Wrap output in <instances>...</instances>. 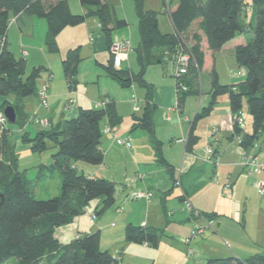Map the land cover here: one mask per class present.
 Segmentation results:
<instances>
[{
  "label": "trees",
  "instance_id": "1",
  "mask_svg": "<svg viewBox=\"0 0 264 264\" xmlns=\"http://www.w3.org/2000/svg\"><path fill=\"white\" fill-rule=\"evenodd\" d=\"M78 1L85 9L83 14H73L68 0H0V97L3 98L0 110L12 106L16 113L15 123H7L0 131V264H8L9 260L14 264H120L107 250L100 248L99 231L84 234L66 244L54 237L57 228L69 225L83 215L91 201L100 199L94 209L97 215L115 202L114 182L90 178L75 166L77 162L94 166L103 164L104 155L100 149L103 124L107 122L116 126L121 122L114 104L109 103L100 109L80 108L72 119L39 131L33 137L29 138L27 133L21 137V142L27 143L32 152L53 151L50 167L42 168L58 171L60 175V193L55 197L45 200L34 198L35 180L28 179L24 172L19 171L17 154L8 141L11 131L8 126L22 129L27 121L22 101L36 95L41 73L40 67L27 73L25 60L15 58L8 49L9 21L22 17L44 19L47 24L45 47L50 54L59 52L56 39L62 30L80 26L89 17L98 19L108 50L112 32L128 26L123 19H113V10L104 0ZM133 2L140 38L135 49L139 71L115 70L111 58L103 66L107 75L123 88H130L134 82L147 90L146 106L140 117H133L132 129L144 130L154 137V107L150 105V86L144 80L149 66L167 65L173 62L177 53H188L187 71L178 79L186 86V91H178V104L181 106L186 98L199 94L204 64L203 40H206L209 51L216 52L237 35L250 32L249 41L234 49L237 67L245 70L243 81L222 85L213 70L210 79L212 101L195 121L209 114L219 96L228 95L232 114L246 110L252 119L250 134L233 123L234 133L241 135L240 146L251 148L258 136L264 133V0H178L173 9L171 6L165 9L164 3L163 8L174 27L171 34H163L159 30L160 12L145 9L143 0ZM245 11L251 12L249 23L242 20ZM79 51L80 47L68 50L62 61L70 90H74L77 84ZM190 138L189 143L194 136ZM47 142L53 146L48 147ZM201 216L210 219L206 214ZM162 237L163 232L154 228L132 224L125 227L126 242L156 248ZM206 264H264V253L253 254L246 259H210Z\"/></svg>",
  "mask_w": 264,
  "mask_h": 264
},
{
  "label": "crops",
  "instance_id": "2",
  "mask_svg": "<svg viewBox=\"0 0 264 264\" xmlns=\"http://www.w3.org/2000/svg\"><path fill=\"white\" fill-rule=\"evenodd\" d=\"M104 1L110 8L112 6L113 19H123L128 23L126 28L118 29V32L114 30L112 35H115L113 40L125 41L127 45L130 39L132 47L128 53V60L122 64V67L132 73H137L130 69L133 63L139 69L135 52L140 40L138 21L134 16L131 19L128 17L130 10L133 15L134 2L133 0ZM143 2L145 9L160 12L158 13V27L161 33H173L174 27L169 14L163 8V0H157V9L152 7L150 0H143ZM177 2L178 0H175L171 9L177 5ZM115 5L122 8V13H118ZM69 8L73 14L85 12L80 3H75L73 8L69 5ZM128 21L132 22L129 29ZM86 22L82 25L89 30V34L93 33L96 29L95 25L90 27ZM96 24L98 25L97 20ZM37 27L40 33H37L38 39L34 41ZM68 30L69 28L63 31L64 34L58 35L56 39L58 44L60 40L68 38L73 33V30L65 32ZM46 34L45 20L37 17L18 18L9 24L7 30L6 42L10 52L14 56L16 52L23 56L21 50L26 51L27 55L23 58L26 69L27 65L33 64L32 68L43 67L47 73L40 86L41 89L46 86V99L48 98L47 89L51 90L49 102L52 105L49 109L46 107V102L42 106L32 98L22 101V111L26 115L27 121L22 129H17L15 132L20 140L24 133L31 137V133L28 132L30 128L32 133L36 134L43 128L49 129L76 117L80 108L97 109L95 106L93 107V101L87 100L86 97L80 99L77 96L75 100L70 99V96L75 94L74 90H68L66 79L58 74V70L52 64V59L47 56V50L45 52V45L42 44ZM12 38L19 44V50L17 45H14ZM72 38L74 41L66 51L77 46L80 47V44L76 46L74 35ZM245 43L244 33L237 35L219 51L211 52L207 48L206 40H203L204 64L201 72L206 66L207 53H209V64L214 65L212 70L216 72L220 84L230 85L237 81H243L245 74H242V78L232 75L233 72H236L234 68L237 67L236 62L226 64L228 73L224 78L221 70L217 67L215 56L223 57L224 51H228L232 52L234 57L235 47ZM87 46L93 48L94 44ZM104 47L107 49L106 41ZM92 48L88 51H91ZM65 52L59 48L56 58L62 72V61L67 53ZM80 56L87 57V54L82 55L81 53ZM171 69L172 65L169 63L167 65H152L145 71L146 76L147 73L155 75V79H151L149 75L148 78H144L150 86V105L154 107L152 115L154 137L144 130L132 129L133 117L141 116L147 98L145 88L144 94L139 97L141 99L136 98L133 82L129 88L131 89L129 97L133 101L134 110L125 129L120 130V124L124 123H121V120L113 132L105 133L103 128L106 123L103 124L100 141V149L104 155L103 165L87 167L89 173L82 170L90 178H104L114 182L116 186L121 185L118 189L116 187L115 202L110 207L114 212H109L106 216L98 218L93 226L84 229L79 227V218H75L69 225L57 228L54 237L60 243L66 244L79 236L96 231H99L101 243L102 237L107 235L104 232L114 229L112 233H108V236L111 237L110 244L107 245L108 242L103 247L100 244V248L107 250L120 264H206L210 259L228 257L246 259L253 254L263 252L261 250H264V196L256 194L254 185L256 181L264 180V173L261 171L249 173L240 164L246 156L255 157L259 162H264V141L260 142L257 139L248 149L240 146L241 135H236L233 130V114L228 95L219 96L209 114L195 121L196 117L201 115L212 101L210 80L205 87H202L201 84L199 94L193 96L197 98L195 105L190 112L186 113L188 100L179 106L176 82L166 78L171 77ZM212 70H210V74ZM49 76L50 79L52 78L51 80ZM60 84H63L62 88H60ZM41 89H39L37 81L35 98L38 97ZM100 98L101 100L108 98L110 103L115 105L114 99L111 100L107 93ZM69 100H73L72 103ZM2 101L3 98L0 99V106ZM59 103H63V106L60 111H57ZM125 104L130 105L131 102L130 104L125 102ZM115 110L118 117H121L118 108L115 107ZM35 118L47 120L48 125L43 127L34 123ZM241 128L247 134L252 131L246 130L244 125ZM212 132L216 139L212 145L215 154L211 157L210 162H206L204 161V154H206L204 148L210 141ZM191 135L194 136V140L189 143ZM115 138L128 140L130 147L118 145ZM197 138H202L201 143L205 142V144H196ZM155 141L158 143L156 144ZM78 165L79 162L75 164L77 170ZM176 182H179V186H175ZM225 184L229 187L223 191ZM136 193H149L150 197L134 199L133 195ZM186 201H189L200 214L210 216L208 220L210 228L199 239L196 238L197 241L192 239L189 243L186 240L190 237L192 219L184 209ZM84 214L91 220L93 215L87 208ZM127 224L157 229L163 232V237L156 248H151L146 244L126 242L124 230ZM167 231L169 235H165ZM134 245H138L137 248ZM112 246L114 252H117L116 250L120 252H117L118 255L111 251ZM189 248L194 251L190 257L188 256ZM125 259H127L126 263Z\"/></svg>",
  "mask_w": 264,
  "mask_h": 264
},
{
  "label": "rangeland",
  "instance_id": "3",
  "mask_svg": "<svg viewBox=\"0 0 264 264\" xmlns=\"http://www.w3.org/2000/svg\"><path fill=\"white\" fill-rule=\"evenodd\" d=\"M110 1L116 2V0H110ZM150 1H151L152 7H154V9H157L158 8L157 0H150ZM68 2H69V5L71 8L74 7L75 3L79 4V3H77L78 0H68ZM166 2L168 3V8H169L170 6H172L173 3H175V0L174 1L173 0H163V3H165V5H166ZM115 9L118 11L119 14L122 13V8H119V6L115 5ZM165 9H167V5L165 6ZM111 10H113L112 6H111ZM127 11H129V10H127ZM161 14H163V13L161 12ZM128 15H129L128 16L129 19L133 18V16H134V18H136L134 8H133V15L131 14V10H130V12H128ZM251 17H252V15H251L250 11H248L247 13H246V11L242 13V20L245 23H249L251 20ZM11 19H12V17H11ZM96 20L98 22L99 27L96 24ZM86 21H87L86 22L87 25L90 27H93V25H95L96 29H94L93 33L91 32L89 34V30H87V28L84 25H80V26H76V27H67V28H69V30H73L72 31L73 33H71V35L68 38L60 40L59 44H58L60 50H63L65 52L66 49L69 47V45H71V42L74 41L73 40L74 38H72V35H74L75 39H76L75 40L76 46L80 44V51H81L82 55L85 53L87 54V57L80 56V62H79V66H78L77 76H76L77 77V84H76L75 89H74V93L76 95L74 94L73 96H70V99L75 100L77 98V96L80 99L86 97L87 100L93 101V103H94L93 107L95 106L97 109H99V107H97V104L101 101L100 97L107 93L109 95V97L111 98V100L114 99L113 100V102L115 103L114 106L116 108H118V110L121 113L120 114L121 117L120 116L119 117L122 120L121 123H123V122L124 123L120 124V130L123 128L125 129V126L127 125V122L130 119V115L133 113V110H134L133 104H132L133 101L129 97L130 96L129 92H131V89H129V87L123 88L121 85L118 84L117 81H115L114 79H112L111 77H109L107 75L103 66L108 64L109 55L111 58V54H110L109 50H107L104 47L106 39H105V36L103 35V33L101 31L100 23H99L98 19L95 17H89V18H87ZM11 22L12 21H9V23H11ZM130 23L132 24V22H129L128 29L131 28ZM136 27H137V24H136ZM67 28H65V29L67 30ZM64 30H62L60 34H64L63 33ZM69 30L65 31V32H71ZM116 32H118V30ZM37 33H40L38 27L36 28V31H35L34 41H36L38 39ZM251 35L252 34L250 32L245 33L246 41H249ZM114 36L115 35L113 34L112 35V42H116V40H113L115 38ZM89 38H90V41H89ZM12 41L14 42L15 46L17 45L16 47L19 50V46H18L19 44L16 43V40H14L12 38ZM121 42H123V41H121ZM42 44L45 45V40L42 41ZM86 44L87 45L88 44H90V45L94 44V47L93 48L88 47ZM126 46H127L126 58H125V60H123L121 62L119 69L114 68L115 70L123 69L122 64L128 60V53L132 47L130 39H129V44L128 45L126 44ZM77 47H79V46H77ZM91 48H92V50L88 51ZM71 49H74V48H71ZM21 52H22L23 56H20V54H17V52H16V55H15L16 58H25V56L27 55V52L24 50H21ZM45 52H46V49H45ZM66 52H68V50ZM96 52H97V54H96ZM23 53L25 54V56ZM46 53H47V56L52 59L51 60L52 64L54 65V68L56 70H58V74L61 75L62 78H65L63 75V72L61 70L60 64L57 62V59H56L58 54L56 53V54L52 55L48 52H46ZM90 53H92V55H89ZM209 56H210L209 53H207L206 66H205L204 70L200 73V86L202 84V87L207 86V84L209 83V80L211 79L210 70H212L214 68L213 67L214 65H212L211 63L209 64V58H210ZM215 57H216L217 67H218V69L221 70V73L224 75L223 77L225 78L226 74L228 73V70H226V64H234V62H235L233 54H232V52L224 51L223 57L221 55H219V57L218 56H215ZM36 65H38V64H36ZM171 65H172V62H171ZM136 66L137 65H135L133 63L132 66H130V69H133L134 71L138 72L139 69L136 68ZM32 67H33V64H29V66L27 65L26 72L28 73L29 71H31ZM40 68H41L40 75L42 73L43 74L40 77V79L37 80L39 89H41L40 86L42 85V81L47 75L44 68L43 67H40ZM234 68H235L236 72H233L232 75L236 76V78H242L243 77L242 74H245V70L242 68L241 69L237 68L236 66ZM148 75L149 74L147 73V76H146V73H145L144 78L145 79L148 78ZM170 76H171V73H170ZM149 77H151V79H155L154 74L149 75ZM166 78H168L171 81H175V79L172 76L166 77ZM49 79H50V76H49ZM237 82H240V81H237ZM66 85L68 87V84H66ZM133 85H134L135 90L137 91V92L134 91L136 98L141 99L139 97H142V94H144L145 89L143 87L139 86L137 83H134ZM62 86H63V84H60V88H62ZM68 90H70L69 87H68ZM49 94H51V90L47 89V95H48V98L46 99L47 109L51 108V105H52L49 102ZM9 98L12 99L11 96ZM29 98H32V100H35V102H37L38 104H41L39 97L35 98L34 96H32ZM196 99L197 98H195L193 96L186 98V100H188V105L186 107V113H188L192 110L193 105H195ZM105 100L108 102V104L110 103V100L108 98H103V101H105ZM72 101L73 100H69L70 103H72ZM125 102H127L129 104L131 102V104L127 105V104H125ZM42 106H44V105H42ZM54 106H55V104H54ZM62 106H63V103H59V108L57 111H60V109H62ZM135 113H138V112H135ZM105 125H109V124L106 122ZM243 125L246 128V130L247 129L249 131L252 130V119H251L250 115L246 112V110L244 111ZM8 127H10V129H11V131L9 133L10 134L9 135V141H10L11 146L14 149L15 154H17V165H18L19 171L24 172L28 179L35 180L34 186H33L34 187L33 188L34 198L38 199V200H45V199L55 197L56 195H59L61 184H60V175H59L58 171H49L48 169L42 168V166L50 167V164L52 163L51 154L53 153V151L47 150L43 153L32 152L29 148V145L27 143H22L20 140V137H18L16 135L15 132L17 129L14 128L13 126H8ZM42 130H48V129L43 128ZM42 130H40V131H42ZM28 132L31 133L30 134L31 137L34 135V132L32 133L31 128H30V130H28ZM258 140L260 142L264 141V133H262L258 136ZM202 141H203L202 138H197L196 144L197 143H199L200 145L205 144V142H203V144H202L201 143ZM47 145H48V147L53 146V144H51L50 142H47ZM204 147H205V145H204ZM204 151H205V148H204ZM204 157H205V154H204ZM97 166H100V165H97ZM97 166L86 164L84 162H79L78 171L83 170L84 172L89 173L88 172L89 170H87V167H97ZM120 186L121 185H117L116 186L117 189L120 188ZM255 192H256V190H255ZM222 193H224V192H222ZM256 194H257V192H256ZM99 202H100V199L93 200L90 202L89 206L86 207L87 210L90 211V214L94 216V217H91V220H94V222H91L90 217L86 216L85 214L76 217V218H79L78 222H79L80 229H84L86 227H91V226H93L94 223H96L98 221V218L106 216L109 212H112V213L114 212L112 208H108L99 215L95 214L94 207L97 206ZM171 204L173 205V203H171ZM193 225H194V220H192V228H193ZM113 230L114 229H110V230H107L104 232V233H107V235L102 237L101 243H100V236H99V244H101V247H103V245H105L109 242L111 237L108 236V233H112ZM124 233H125V230H124ZM165 235H169L168 231L166 232ZM196 241H194V242H196ZM109 244H110V242L107 245H109ZM134 246L137 248L138 245H134ZM151 248H153V247H151ZM111 251L114 252L113 246L111 248ZM116 251L118 253H120L118 250H116ZM261 251H263L262 253H264V250H261ZM117 252H114V253L116 255H118ZM124 262L126 263L127 259H125ZM136 263H138V262H136ZM8 264H14L13 260H9Z\"/></svg>",
  "mask_w": 264,
  "mask_h": 264
},
{
  "label": "built area",
  "instance_id": "4",
  "mask_svg": "<svg viewBox=\"0 0 264 264\" xmlns=\"http://www.w3.org/2000/svg\"><path fill=\"white\" fill-rule=\"evenodd\" d=\"M167 9H168V3L166 2ZM12 22L14 19L11 20ZM3 41V40H2ZM1 41V42H2ZM1 48V45H0ZM126 42H121V41H116L112 42L109 47V52L111 54V62H112V67L119 69L120 64L123 60L126 58ZM24 54V53H23ZM25 56V54H24ZM190 62V56L188 53L184 52H179L174 56L173 62H172V69H171V75L174 76L176 80H178L180 77H182L186 71H187V66L188 63ZM175 80V82H176ZM176 84V90H177V98H178V91L184 92L186 91V87L182 84L179 83V80L175 83ZM41 104L45 105L46 102V86H43V88L40 90L39 95H38ZM108 102L103 99L97 104V107L99 108H104ZM136 106V105H135ZM243 118H244V112L240 111L237 114L233 115V122H236L239 127L243 126ZM7 119L4 116V113L2 110H0V131L5 129L7 125ZM34 123L41 125L43 127L48 125L47 120H39L35 119ZM115 130V126L111 125H104L103 131L105 133H111ZM215 135L213 132L210 136V141L207 143L205 147V158L204 161L210 162L211 157L214 156L215 152L212 148L213 142L216 141ZM115 142L118 145L125 146L127 148L130 147V143L128 140H123L119 138H115ZM240 166L245 169L247 172L251 173L253 171H261L264 173V162H259L255 157H249L246 156L242 159ZM175 186H179V182L175 183ZM228 185L223 186V191L228 189ZM254 188L259 196H264V180H258L256 181ZM149 198L150 194L149 193H136L133 195L134 199H139V198ZM184 209L190 214V218L194 220V225L190 233V237L187 241L189 243L192 239L199 238L204 235L205 231L210 228V222L206 220L204 217L201 216L199 212H197L193 206L190 204L189 201H186ZM94 217V216H92ZM194 254V251L192 248H189L188 250V256H192Z\"/></svg>",
  "mask_w": 264,
  "mask_h": 264
},
{
  "label": "water",
  "instance_id": "5",
  "mask_svg": "<svg viewBox=\"0 0 264 264\" xmlns=\"http://www.w3.org/2000/svg\"><path fill=\"white\" fill-rule=\"evenodd\" d=\"M4 116L6 117L8 123L14 124L16 121V113L12 106H7L4 108Z\"/></svg>",
  "mask_w": 264,
  "mask_h": 264
},
{
  "label": "bare ground",
  "instance_id": "6",
  "mask_svg": "<svg viewBox=\"0 0 264 264\" xmlns=\"http://www.w3.org/2000/svg\"><path fill=\"white\" fill-rule=\"evenodd\" d=\"M8 122V121H7Z\"/></svg>",
  "mask_w": 264,
  "mask_h": 264
}]
</instances>
